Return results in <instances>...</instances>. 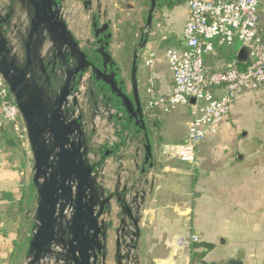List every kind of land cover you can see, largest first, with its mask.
Returning <instances> with one entry per match:
<instances>
[{
  "label": "crops",
  "instance_id": "obj_1",
  "mask_svg": "<svg viewBox=\"0 0 264 264\" xmlns=\"http://www.w3.org/2000/svg\"><path fill=\"white\" fill-rule=\"evenodd\" d=\"M84 1L58 0L68 33L81 48L94 43L93 17L98 15L100 25L104 22L102 17H106L105 11L101 14L95 9L93 0L87 8ZM30 13L27 0H0V16L8 17L10 28L16 25L9 37L15 36L13 42L22 60ZM162 15V26L153 25L141 54L154 52L155 64L151 69L138 64L141 93L146 91L150 80L155 94H168L172 88L164 53L159 51L162 44L165 49L183 46L187 2ZM119 27L110 24V52L120 37ZM51 44L52 39L44 34L40 40L34 39L32 50L44 54ZM209 54L214 55V64L209 58L204 63L212 69L222 68L231 59L227 52L220 54L213 50ZM83 81L89 82L87 73ZM88 98L94 108L81 111L82 123L91 121L95 111L90 92ZM158 110L162 119L161 139L151 143L149 164H143L142 135L122 121H117L122 128L121 144L101 158L104 170L101 196L108 198L101 216L105 222L103 264H118V231L122 220L128 218L120 195L128 201L137 219L133 264H228L231 259L241 264H262L264 85L235 99L218 132L197 146L194 163L168 159L161 154L163 145L184 139L190 119L189 105L187 112L171 116ZM0 123V264H25L38 204L32 153L29 141L19 138L11 123L3 120L1 108ZM192 236L197 239L191 240Z\"/></svg>",
  "mask_w": 264,
  "mask_h": 264
},
{
  "label": "water",
  "instance_id": "obj_2",
  "mask_svg": "<svg viewBox=\"0 0 264 264\" xmlns=\"http://www.w3.org/2000/svg\"><path fill=\"white\" fill-rule=\"evenodd\" d=\"M148 1L145 24L130 63V92L125 88L121 67L108 49L112 35L109 20L100 25L94 16V43L81 48L68 33L58 0H27L31 13L22 60L13 42L15 36L9 37L16 25L10 28L8 17L0 16V73L25 125L38 195L36 227L28 243L25 264H38L43 256L53 252V246H59L62 250L59 254L68 264H103L105 222L101 216L108 198L101 196L102 182L98 180L97 168L101 167V158L112 150L103 147L104 156L100 155L95 164L87 161L89 137L81 111L71 117L78 106L77 98L71 96L80 90L86 73L91 96L94 86L102 83L115 100V108L123 113L121 121L142 135L143 164L150 163L152 145L137 82L139 56L152 31L156 7V0ZM90 4L91 0L83 2L86 8ZM44 34L52 39L50 48L44 54L38 49L33 51L34 39L40 40ZM236 59L240 63L247 61L245 46L239 47ZM97 100L111 105L102 94ZM69 101L72 106L68 108L65 105ZM193 101L191 98L190 102ZM119 199L128 218L122 220L118 231V264H128L133 259L130 250H134L136 244L137 219L128 201L122 195ZM128 225L132 226L131 231L127 230ZM125 234L132 236V243L125 244ZM125 248L127 251L123 252ZM228 264L241 263L231 259Z\"/></svg>",
  "mask_w": 264,
  "mask_h": 264
},
{
  "label": "built area",
  "instance_id": "obj_3",
  "mask_svg": "<svg viewBox=\"0 0 264 264\" xmlns=\"http://www.w3.org/2000/svg\"><path fill=\"white\" fill-rule=\"evenodd\" d=\"M187 6L183 46L167 47L164 52L172 78L171 91L168 94H155L150 80L142 105L144 112L159 108L164 113H169L178 104L189 105L190 119L184 139L163 145L161 154L168 159L194 163L197 146L218 132L235 99L246 91H255L264 85V0H188ZM235 41L248 49L247 61L240 63L234 57L222 68L212 69L205 65L204 55L213 51L214 44L232 45ZM143 60L151 69L156 54L148 52ZM87 87V83H82L81 89L71 96L78 101L71 117L82 110L81 95ZM191 98L193 102H190ZM65 106L71 107V101ZM0 108L3 120L11 123L19 138L28 140L21 114L1 73ZM94 112L90 128L100 137L92 141L106 148L119 146L122 128L117 121H121L123 113L106 104L97 107ZM97 160L88 153L87 161L90 164H95ZM97 173L98 180L103 184V168L98 167ZM132 229L128 225L127 230ZM131 238V235L125 234V244L132 243ZM196 239L195 236L191 237L193 241ZM52 250L38 264H68L59 254L62 251L59 246H53ZM133 252L130 250V254ZM128 264H133L132 260Z\"/></svg>",
  "mask_w": 264,
  "mask_h": 264
},
{
  "label": "rangeland",
  "instance_id": "obj_4",
  "mask_svg": "<svg viewBox=\"0 0 264 264\" xmlns=\"http://www.w3.org/2000/svg\"><path fill=\"white\" fill-rule=\"evenodd\" d=\"M96 7L95 9L98 11L100 10L101 14H103V11L106 12V17L105 15L102 17V20H109L110 24H113L115 26H120L119 32L121 33L122 31V26L124 24L125 20H137L138 22L143 23V18L146 17L147 14V9L149 6V1L148 0H93ZM168 8H162L159 13H157L155 16L153 14V20H152V25L158 24L160 27L163 24V15L162 13H167ZM115 44L112 45L111 47V52L113 53V57L115 60L118 62L119 66L121 67V74L123 76V79L125 81V88L128 92H130V82H129V70H130V63L127 64H122L120 57L118 56V50L119 47L116 48L117 44L121 45V40H115ZM240 47V43L238 41H235L232 45H220L217 46L214 44V51L218 52L220 54H223L224 52H227V54L230 56L232 53V50H237ZM161 54L165 52V45L162 44V47L159 51ZM142 52L140 53L139 56V63L144 64L143 56L141 55ZM146 55V53H145ZM219 55V54H218ZM212 54H205V58H209L211 64H214V59H213ZM213 61V62H212ZM145 65V64H144ZM146 68H148L145 65ZM150 69V68H148ZM88 88L84 91V93L81 95V104H82V110L87 108H91V110L94 108L92 105L89 103V98H88ZM141 101L142 103L144 102L146 98V92L143 90L142 93L139 91ZM104 102L101 100H97V103L95 106L100 107L103 106ZM187 105L185 104H178L172 109L169 114L171 115H176L177 112L179 111H186L187 112ZM81 110V111H82ZM92 119V118H91ZM110 119V118H109ZM84 130L87 133V137H89L88 141V151L92 155L95 156L96 159L99 158L100 154L97 152L98 149V144H95L92 139L93 138H99L100 135L93 132L92 129L90 128V121H87L84 123ZM102 128V127H101ZM100 128V129H101ZM102 130V129H101ZM141 135V134H140Z\"/></svg>",
  "mask_w": 264,
  "mask_h": 264
},
{
  "label": "trees",
  "instance_id": "obj_5",
  "mask_svg": "<svg viewBox=\"0 0 264 264\" xmlns=\"http://www.w3.org/2000/svg\"><path fill=\"white\" fill-rule=\"evenodd\" d=\"M188 0H156V7L154 11V16L161 11L162 8H172L174 6L183 5ZM95 20L98 22V16L95 15ZM145 24V18H143V23L138 22L137 20H125L122 26V31L120 33L119 39L121 40V45L118 50V56L121 59L122 64L131 63L132 54L135 50L136 43L139 39L140 32ZM236 50H232L230 55L231 58L235 56ZM102 94L104 100L109 102L112 106H116V102L113 98L110 97L107 89L103 87L102 83L94 86V93L91 96L93 101H96L98 96ZM145 116V125L148 132L151 143L159 142L161 139L160 131L162 126V119L160 118V111L158 108L146 110L144 112ZM135 130V128H133ZM114 151L115 148H110ZM105 149L101 146L98 147L97 152L104 156ZM209 247V246H208Z\"/></svg>",
  "mask_w": 264,
  "mask_h": 264
}]
</instances>
